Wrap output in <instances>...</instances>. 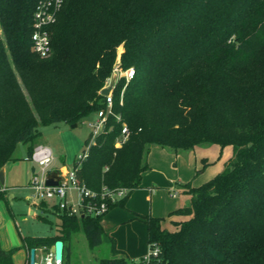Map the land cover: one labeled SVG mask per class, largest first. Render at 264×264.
Segmentation results:
<instances>
[{"label":"trees","instance_id":"1","mask_svg":"<svg viewBox=\"0 0 264 264\" xmlns=\"http://www.w3.org/2000/svg\"><path fill=\"white\" fill-rule=\"evenodd\" d=\"M41 1L0 0V170L20 143L30 158L39 127L78 126L106 109L100 90L113 69L133 68L131 80H116L87 157L72 164L93 192L126 190L108 211L124 208L140 188L152 147L214 144L233 154L208 181L182 186L189 204L169 213L181 218L171 230L163 218L141 217L144 260L129 263L112 241V257L98 264H264V0H64L45 59L31 50ZM51 212L56 234L24 238L29 251L60 240L67 264L79 229L90 249L103 242V215L70 216L56 206ZM14 251L0 247V264H14Z\"/></svg>","mask_w":264,"mask_h":264},{"label":"rangeland","instance_id":"2","mask_svg":"<svg viewBox=\"0 0 264 264\" xmlns=\"http://www.w3.org/2000/svg\"><path fill=\"white\" fill-rule=\"evenodd\" d=\"M120 51L118 49L119 53ZM96 121L97 115L92 113L83 118L76 128L64 123L41 126L38 128L40 136L34 145L41 144L50 148L52 168L64 167L69 170L74 159L82 154L85 148L83 141L92 130L90 125ZM27 146L28 144H18L13 152L15 160L9 163V177L5 184L14 198L6 200V219L0 226L2 243L15 249L12 254L15 264H23L24 260L25 264L28 262L29 247L25 248V254L20 252L24 238L52 237L59 224L57 217L51 212L56 200L37 197L29 184L31 176L39 173V167L26 158ZM232 154L231 146L220 148L214 144H201L193 149L176 152L152 147L147 153L148 170L142 177L141 188L128 195L124 208L115 207L102 216L101 223L105 233L103 242L90 249L83 231L79 229L72 236L69 252H65V261L67 264H98L99 260L112 257V241L129 263L144 260L149 254V247L146 225L141 217H167L172 209L188 205L189 195L183 192L182 186L192 180L193 186L208 181L224 169ZM42 202L44 208H40ZM34 205L39 210L35 211V216L29 212ZM51 247H45L46 251H37V257L46 259Z\"/></svg>","mask_w":264,"mask_h":264},{"label":"built area","instance_id":"3","mask_svg":"<svg viewBox=\"0 0 264 264\" xmlns=\"http://www.w3.org/2000/svg\"><path fill=\"white\" fill-rule=\"evenodd\" d=\"M63 2L64 0H42L33 12L31 50L42 59L48 58L51 54L49 28L56 22ZM113 73L117 74V79L122 77L128 82L133 78L134 69L128 68L122 71L118 66H115ZM112 92L104 97L106 109L96 112L97 121L90 125L92 128L90 142L85 146L82 154L77 157L78 160H83L87 157L90 147L95 143V136L104 128L112 104ZM116 119L119 118L116 116ZM127 134V128L123 126L121 130L122 140L126 139ZM117 145H119L118 142ZM29 160L39 167V173L33 174L29 180V184L35 191L36 196L47 200H56L53 206H56L60 212H65L70 216H102L108 211L109 203H115L126 194V190L122 188L114 190L102 188L100 193L93 192L84 184L79 183L72 168L68 170L64 167L56 170L59 175L57 185L46 186L44 182L46 175L51 172L53 156L50 148L45 145H36ZM40 250L46 251V248L34 249L35 258L33 264H49L50 252H47L46 259L42 260L37 257V251ZM155 253L156 250L153 251V254Z\"/></svg>","mask_w":264,"mask_h":264},{"label":"water","instance_id":"4","mask_svg":"<svg viewBox=\"0 0 264 264\" xmlns=\"http://www.w3.org/2000/svg\"><path fill=\"white\" fill-rule=\"evenodd\" d=\"M117 74L112 73L111 78L109 80V84L106 87H103L100 90V95L102 97L108 96L116 83ZM77 124L71 125V128H76ZM59 180V175L57 171H51L46 175L44 184L46 186H56ZM4 185V173L3 170H0V187ZM12 198L11 194L7 195V199ZM29 264L34 263V249H30L29 251ZM63 261V242L57 240L54 242L53 246L50 249L49 256V264H61Z\"/></svg>","mask_w":264,"mask_h":264},{"label":"crops","instance_id":"5","mask_svg":"<svg viewBox=\"0 0 264 264\" xmlns=\"http://www.w3.org/2000/svg\"><path fill=\"white\" fill-rule=\"evenodd\" d=\"M10 163V162H9ZM9 163H7L3 168H2V170H3V173H4V185L3 186H1L0 187V191H4L6 194H5V197L9 194V192H10V189L8 188V186H6V181H7V178L9 177V172H8V166H9ZM57 170V168H52L51 167V171H56ZM144 174L145 173H143L142 174V177H144ZM192 186H193V182H192ZM194 187H196V186H194ZM140 188H141V185H140ZM14 198V196L12 195V198H10V199H7V200H11V199H13ZM5 202L6 201H4V200H0V226L2 225V223H3V221H4V219H6V209H5V206H4V204H5ZM178 208H181V207H178ZM178 208H174V209H172L170 212H172V211H174V210H176V209H178ZM36 210H38L37 209V206H35L34 205V207H32L31 209H30V214L31 215H33V216H35V211ZM39 211V210H38ZM169 212V213H170ZM169 213H168V215H167V217H159V218H163L165 221L163 222V224H162V226L163 227H166V228H168L169 230H171L172 228H173V223L174 222H177V221H179L181 218L180 217H178V216H169ZM152 217H158V216H152ZM173 222V223H172ZM103 227V226H102ZM1 228V227H0ZM0 247H1V249L2 250H4V251H7V250H10V249H12V248H10L9 246H6L4 243H2V241H1V239H0ZM27 246L26 245H24V243H23V246H22V249L20 250V252H24V254H25V248H26ZM15 264V263H14ZM16 264H18V263H16ZM23 264H25V260L23 261Z\"/></svg>","mask_w":264,"mask_h":264},{"label":"bare ground","instance_id":"6","mask_svg":"<svg viewBox=\"0 0 264 264\" xmlns=\"http://www.w3.org/2000/svg\"><path fill=\"white\" fill-rule=\"evenodd\" d=\"M34 258H35V252H34Z\"/></svg>","mask_w":264,"mask_h":264}]
</instances>
